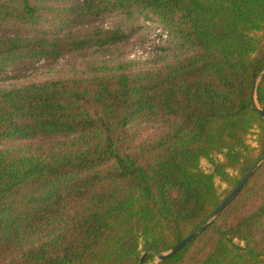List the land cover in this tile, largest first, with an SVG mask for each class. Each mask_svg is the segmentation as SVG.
Returning a JSON list of instances; mask_svg holds the SVG:
<instances>
[{
  "label": "trees",
  "instance_id": "16d2710c",
  "mask_svg": "<svg viewBox=\"0 0 264 264\" xmlns=\"http://www.w3.org/2000/svg\"><path fill=\"white\" fill-rule=\"evenodd\" d=\"M260 111L264 0H0V264H264V162L158 258L262 160Z\"/></svg>",
  "mask_w": 264,
  "mask_h": 264
},
{
  "label": "rangeland",
  "instance_id": "374dc122",
  "mask_svg": "<svg viewBox=\"0 0 264 264\" xmlns=\"http://www.w3.org/2000/svg\"><path fill=\"white\" fill-rule=\"evenodd\" d=\"M113 20L106 21V26H111ZM152 26V25H150ZM161 32L160 29L158 30H150L147 34L145 40L139 35L133 38L127 45L122 47V54L124 53L126 58L130 60H137V61H145L154 58V46L159 43L158 39L156 38L157 34ZM156 51V50H155ZM72 62L65 59L61 60L60 62L56 63L53 66H42L38 65L36 71H31L28 73V77L22 80V83H29L33 81H44L51 78L57 77H64L69 76L72 72ZM256 136L253 134L249 137V144L252 146L256 145ZM222 158V157H218ZM201 166L203 170L206 172H211L212 166L207 160H202ZM216 185L220 192L225 191L228 189L227 185L222 183L220 180H216Z\"/></svg>",
  "mask_w": 264,
  "mask_h": 264
},
{
  "label": "water",
  "instance_id": "95a60500",
  "mask_svg": "<svg viewBox=\"0 0 264 264\" xmlns=\"http://www.w3.org/2000/svg\"><path fill=\"white\" fill-rule=\"evenodd\" d=\"M261 115L264 117V112L260 111ZM264 162V157L262 160H260L242 179L240 184L237 186V188L232 192V194L221 204V206L216 210V212L213 214L210 220H208L203 226L198 228L196 231H194L192 234H190L188 237H186L183 241H181L179 244H177L174 248H172L169 252L160 254L158 256L159 259H166L169 256L175 254L180 249H182L184 246L189 244L195 237L199 236L204 230H206L210 224L217 218V216L236 198V196L240 193V191L243 189L244 185L248 182L249 178L252 176V174L256 171V169ZM142 261L139 263L141 264Z\"/></svg>",
  "mask_w": 264,
  "mask_h": 264
}]
</instances>
